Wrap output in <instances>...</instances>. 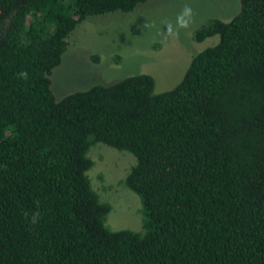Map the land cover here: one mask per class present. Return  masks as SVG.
<instances>
[{
    "label": "trees",
    "instance_id": "trees-1",
    "mask_svg": "<svg viewBox=\"0 0 264 264\" xmlns=\"http://www.w3.org/2000/svg\"><path fill=\"white\" fill-rule=\"evenodd\" d=\"M147 1L0 0V264H264V0L195 29L219 39L169 90L139 73L53 94L78 24ZM94 143L134 156L141 231L106 227Z\"/></svg>",
    "mask_w": 264,
    "mask_h": 264
},
{
    "label": "rangeland",
    "instance_id": "rangeland-1",
    "mask_svg": "<svg viewBox=\"0 0 264 264\" xmlns=\"http://www.w3.org/2000/svg\"><path fill=\"white\" fill-rule=\"evenodd\" d=\"M185 4L193 10L189 26L179 29L176 36H168L166 24L176 26ZM239 7L240 0H148L130 12L88 17L71 33L61 62L50 75L53 94L60 99L139 73L153 77L156 92L169 90L181 80L191 58L219 39L215 35L196 42L195 29L209 18L229 20ZM87 154L93 161L87 174L96 192L111 206L106 227L141 231L144 217L140 198L124 182L134 156L103 143L91 145ZM104 186L109 187L107 192Z\"/></svg>",
    "mask_w": 264,
    "mask_h": 264
},
{
    "label": "clouds",
    "instance_id": "clouds-1",
    "mask_svg": "<svg viewBox=\"0 0 264 264\" xmlns=\"http://www.w3.org/2000/svg\"><path fill=\"white\" fill-rule=\"evenodd\" d=\"M193 14L192 8L185 4L182 8L181 12L176 17V26L174 27L171 22H168L166 24V33L168 36H176L179 33V29L181 28H187L189 26L191 17ZM20 75L24 78H26V73H20ZM36 222V216L34 215L32 217V223Z\"/></svg>",
    "mask_w": 264,
    "mask_h": 264
}]
</instances>
